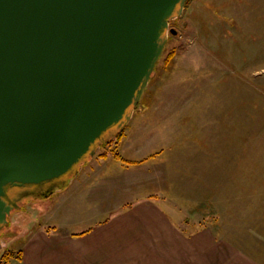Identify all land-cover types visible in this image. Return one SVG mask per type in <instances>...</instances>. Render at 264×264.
I'll use <instances>...</instances> for the list:
<instances>
[{
  "label": "rangeland",
  "instance_id": "374dc122",
  "mask_svg": "<svg viewBox=\"0 0 264 264\" xmlns=\"http://www.w3.org/2000/svg\"><path fill=\"white\" fill-rule=\"evenodd\" d=\"M170 28L177 33L134 119L85 170L108 159L141 167L152 197L179 206L188 231L212 229L222 248L256 264L264 255V0H189ZM45 201L26 197L11 215L0 264H20V237L42 229Z\"/></svg>",
  "mask_w": 264,
  "mask_h": 264
},
{
  "label": "water",
  "instance_id": "95a60500",
  "mask_svg": "<svg viewBox=\"0 0 264 264\" xmlns=\"http://www.w3.org/2000/svg\"><path fill=\"white\" fill-rule=\"evenodd\" d=\"M188 1L0 0V237L127 127Z\"/></svg>",
  "mask_w": 264,
  "mask_h": 264
},
{
  "label": "crops",
  "instance_id": "0c3cea01",
  "mask_svg": "<svg viewBox=\"0 0 264 264\" xmlns=\"http://www.w3.org/2000/svg\"><path fill=\"white\" fill-rule=\"evenodd\" d=\"M89 163L46 199L42 229L20 237V264H251L212 229L188 231L179 206L152 197L141 167L108 159L86 171Z\"/></svg>",
  "mask_w": 264,
  "mask_h": 264
},
{
  "label": "trees",
  "instance_id": "16d2710c",
  "mask_svg": "<svg viewBox=\"0 0 264 264\" xmlns=\"http://www.w3.org/2000/svg\"><path fill=\"white\" fill-rule=\"evenodd\" d=\"M122 134L123 133H120V134H118L115 138H113V140H111L110 142H108L107 144H112V143H114L115 141L117 142V140H120V138H121V136H122ZM107 144H105V145H107ZM105 145H103L102 147H105ZM7 254H9V253H7ZM10 255H13V257H14V254H10ZM4 256H6V254L4 255ZM8 257V256H7ZM7 257H5V258H7ZM10 258V257H9ZM17 260H20L21 261V256H17ZM6 261H9V260H6Z\"/></svg>",
  "mask_w": 264,
  "mask_h": 264
}]
</instances>
